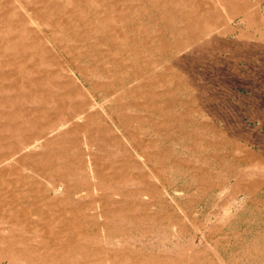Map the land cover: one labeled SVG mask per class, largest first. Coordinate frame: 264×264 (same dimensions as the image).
Instances as JSON below:
<instances>
[{"label": "rangeland", "instance_id": "1", "mask_svg": "<svg viewBox=\"0 0 264 264\" xmlns=\"http://www.w3.org/2000/svg\"><path fill=\"white\" fill-rule=\"evenodd\" d=\"M75 1L65 2L66 7L81 16L91 14L96 7L94 0ZM108 1L123 6L125 0ZM130 1L151 9L172 2L175 16L169 18V25L182 29L186 21L179 16L183 14L191 24V38L185 32L173 37L162 34L163 22L158 20L156 104L160 112L153 120L144 114V120L139 121L136 112L128 108L127 98L121 100L123 109L115 111L109 97H98L95 101L93 94L100 91H87L86 84L88 100L78 99L81 109L75 117L47 134L55 137L72 124L82 125L77 133L80 149L69 142L61 152L71 157V161H56L62 192L53 195L65 197L66 185L78 186L74 196L94 203V208L82 209L85 214H100L104 198L124 203L120 208L111 206L112 216L100 215L97 234L89 235L87 240H82V231L77 228L76 248L59 249L46 242L51 231L34 225L30 230L18 225H14L15 231L5 227L0 231V264H264V197L236 192L234 152L229 141L233 137L227 138L226 159L222 161L210 157L209 146L204 151H194L192 137L188 135L192 128L186 119L188 97L195 99L196 106L205 103L219 124V99L233 95L230 85L234 80V39L220 33L227 25L214 26L204 17L205 11L212 10L209 3L218 0ZM138 22L144 28L143 36L157 34L147 20ZM99 49L116 51L105 44ZM147 54L151 57L154 53ZM80 64L94 81L104 82L98 74L101 67L107 68L105 65L98 68L87 61ZM175 76H181L184 82L178 84ZM79 77L82 79L80 74ZM170 101L175 104H168ZM116 113L125 114L124 120L133 137L123 129L124 120L119 121ZM181 116L185 118L183 122L178 121ZM152 121L158 123V130ZM221 123L233 127V117L228 115ZM102 127L112 133L109 135ZM112 135L118 136L121 143L112 142ZM40 145L38 142L31 151L39 152ZM203 153L207 158L200 159ZM78 156L84 159L85 174L78 171L79 164L73 160ZM137 164L142 166L141 170ZM67 169L74 170V174L66 172ZM219 170L225 174L213 175H220ZM245 171L249 176L250 167L246 166ZM141 174H145L144 183L135 179ZM40 180L51 185L44 178ZM130 216H140L141 220L134 224L129 221Z\"/></svg>", "mask_w": 264, "mask_h": 264}, {"label": "bare ground", "instance_id": "2", "mask_svg": "<svg viewBox=\"0 0 264 264\" xmlns=\"http://www.w3.org/2000/svg\"><path fill=\"white\" fill-rule=\"evenodd\" d=\"M68 1L0 0V231L5 227L15 231L14 225L30 230L29 227L34 225L50 230L51 237L46 242H52L59 249L64 246L76 248L79 239L77 228L82 231L83 241L89 235H96L100 215L112 216L111 206L120 208L124 202L104 198L100 214H85L82 209L94 208V203L75 197L78 186L66 185L65 197L53 195L62 192V177L55 168L56 161H71V157L61 152L69 142L80 149L77 133L82 125L72 124L55 137L47 134L75 117L81 109L78 99L88 100L84 89L86 84L89 85L87 91H100L93 94L95 101L98 97H109L111 107L116 111L123 109L121 100L127 98L128 108L136 112L139 121L144 120V114L153 120L152 117L160 112L156 104L158 20L163 22L162 34L169 33L174 37L191 32L189 17L184 14L179 16L186 21L182 29L169 25V18L175 16L172 2L151 9L135 5L130 0H125L123 6L119 2L94 0L96 7L91 14L81 16L66 7ZM142 19L152 24L156 35L143 36L144 28L138 22ZM102 44L116 49L115 53L99 49ZM150 51L154 53L151 57L147 54ZM81 61L98 68L105 65L107 68L101 67L98 74L104 82L94 81ZM175 79L180 85L184 82L181 76H175ZM188 100L189 97L185 104ZM115 116L119 121L126 117L123 113ZM184 119L181 116L178 121L183 122ZM152 124L158 130V123L152 121ZM121 125L133 137L125 120ZM102 129L109 135L112 133L106 127ZM111 141L121 143L116 135L111 136ZM38 142L41 150L31 151ZM75 158L73 160L79 164L78 171L85 174L84 159L80 156ZM137 167L142 169L140 164ZM26 170L31 172L25 173ZM66 172L74 174L71 169ZM40 178L50 181L51 185L44 184ZM135 179L144 183L145 174ZM27 213L30 217L25 218ZM128 219L137 224L141 217L130 216Z\"/></svg>", "mask_w": 264, "mask_h": 264}, {"label": "crops", "instance_id": "3", "mask_svg": "<svg viewBox=\"0 0 264 264\" xmlns=\"http://www.w3.org/2000/svg\"><path fill=\"white\" fill-rule=\"evenodd\" d=\"M203 4L206 7L205 1ZM208 6L212 8L211 11L204 12L208 23L214 26L227 25L226 30L220 33L231 36L235 42L232 53L234 80L230 86L234 91L229 98L219 99V124L214 121V116L211 111L208 112L205 103L202 107L196 106L195 99L189 98L187 119L192 128L188 135L192 137L194 151H204L205 146H209L212 149L210 157L222 161L226 159L227 138L233 137L229 141L230 150L234 152L236 192L240 195L251 192L257 197H264L261 194L264 192V146H261L264 144V0H218L210 2ZM228 115L233 117L234 127L221 125V120L226 121ZM199 158L205 159L207 156L203 153ZM246 166L250 167L249 176L244 172ZM223 173L224 171H220V175H213L221 177Z\"/></svg>", "mask_w": 264, "mask_h": 264}]
</instances>
